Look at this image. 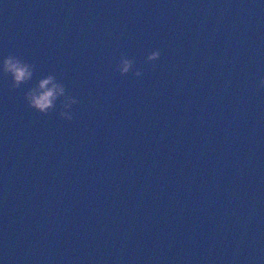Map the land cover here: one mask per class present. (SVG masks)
<instances>
[{"label":"water","instance_id":"obj_1","mask_svg":"<svg viewBox=\"0 0 264 264\" xmlns=\"http://www.w3.org/2000/svg\"><path fill=\"white\" fill-rule=\"evenodd\" d=\"M9 54L0 264H264V0H0ZM49 73L72 120L24 100Z\"/></svg>","mask_w":264,"mask_h":264},{"label":"clouds","instance_id":"obj_2","mask_svg":"<svg viewBox=\"0 0 264 264\" xmlns=\"http://www.w3.org/2000/svg\"><path fill=\"white\" fill-rule=\"evenodd\" d=\"M159 56L160 52L158 50H152L147 54L145 60L146 62H152L157 60ZM133 64L134 61L131 58L122 55L116 68L122 75L132 71L134 76H141V71L134 69ZM34 67V64L12 54L4 56L0 60V73L11 77V89L19 88L20 85L30 81L34 75ZM256 87L257 89L264 88V74L259 77ZM58 99L60 101L58 109L59 117L65 120H72L74 114L70 109L78 101L66 92L65 85L58 81L55 75L49 73L39 78L33 86L24 92V100L27 102V105L42 114H47L56 109Z\"/></svg>","mask_w":264,"mask_h":264}]
</instances>
